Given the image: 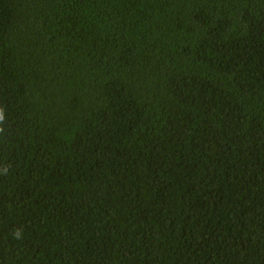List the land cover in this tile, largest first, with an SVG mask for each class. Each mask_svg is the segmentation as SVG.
Masks as SVG:
<instances>
[{"label": "trees", "instance_id": "obj_1", "mask_svg": "<svg viewBox=\"0 0 264 264\" xmlns=\"http://www.w3.org/2000/svg\"><path fill=\"white\" fill-rule=\"evenodd\" d=\"M0 264H264V0H0Z\"/></svg>", "mask_w": 264, "mask_h": 264}, {"label": "clouds", "instance_id": "obj_2", "mask_svg": "<svg viewBox=\"0 0 264 264\" xmlns=\"http://www.w3.org/2000/svg\"><path fill=\"white\" fill-rule=\"evenodd\" d=\"M3 119V116H2V114H0V120H2ZM3 129H0V131H2Z\"/></svg>", "mask_w": 264, "mask_h": 264}]
</instances>
